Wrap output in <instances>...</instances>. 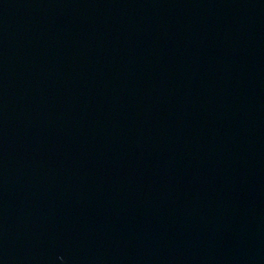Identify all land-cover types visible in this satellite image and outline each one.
Returning a JSON list of instances; mask_svg holds the SVG:
<instances>
[{"label":"water","instance_id":"95a60500","mask_svg":"<svg viewBox=\"0 0 264 264\" xmlns=\"http://www.w3.org/2000/svg\"><path fill=\"white\" fill-rule=\"evenodd\" d=\"M0 264H264V0H0Z\"/></svg>","mask_w":264,"mask_h":264}]
</instances>
